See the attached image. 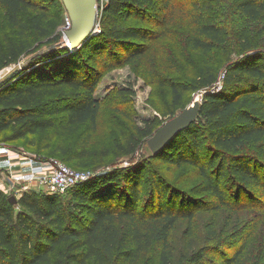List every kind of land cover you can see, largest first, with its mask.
Returning a JSON list of instances; mask_svg holds the SVG:
<instances>
[{"label": "trees", "instance_id": "1", "mask_svg": "<svg viewBox=\"0 0 264 264\" xmlns=\"http://www.w3.org/2000/svg\"><path fill=\"white\" fill-rule=\"evenodd\" d=\"M230 1L245 18L264 20V0ZM54 6L62 9L64 5L61 0H0V10L4 8L10 24L22 29L20 37L0 49V69L31 51L32 39L25 33L22 14L36 12L32 28L44 37L48 36L49 15L41 8ZM194 6L201 9L205 5L195 2ZM161 8H167L169 15L173 7L169 0H110L101 13L102 31L88 37L80 48L70 50L58 39L48 51L37 52L29 69L23 67L0 83V135L10 130V140L30 138L29 144L38 145L51 157L84 165L98 128L99 58L109 44L123 47L126 60L144 54L154 31L128 19L148 13L151 19L163 21ZM199 24L201 33L222 40L215 22L207 19ZM212 43L199 38L194 47L211 48ZM250 47L251 43L245 47L249 52L244 58L229 65L222 89H205L198 119L152 157L195 164L203 181L194 191L226 204L235 198L239 202V194L243 200L264 198V51ZM248 79L254 87L246 86ZM216 80L215 73L208 71L203 86L210 87ZM188 87L172 84L174 114L182 107V92ZM63 114L65 120L60 122ZM144 123L145 127H136V134H126L124 143L116 144L118 152L135 153L136 138H149L164 124L151 119ZM84 124L85 131L72 141L69 137ZM206 143L211 155L203 158ZM246 145H256L254 152L242 150ZM218 156L221 161L212 169ZM226 160L237 181L230 195L222 183ZM93 177L68 190L75 202L65 200L64 194L30 192L13 204L0 190V264H137L156 243L162 245L167 263L172 231L180 220L192 221L195 216L190 197L170 192L158 172L145 162ZM144 187L149 188L150 196L143 200ZM209 231H214L212 225ZM246 244L247 237L231 257L212 263L237 264ZM203 260L204 253H196L185 264H202Z\"/></svg>", "mask_w": 264, "mask_h": 264}, {"label": "rangeland", "instance_id": "2", "mask_svg": "<svg viewBox=\"0 0 264 264\" xmlns=\"http://www.w3.org/2000/svg\"><path fill=\"white\" fill-rule=\"evenodd\" d=\"M61 2L64 5L63 0ZM195 2L205 6L199 9L194 6ZM169 3L173 7L169 15L167 8H161V13L165 14L163 21L151 19L148 13L144 16L132 15L128 19L132 24L154 31V38L149 41L144 54L126 60L127 54L123 47L108 45L98 61L101 76L96 97L101 106L98 128L89 145L91 154L82 166L68 162L64 157L59 158L76 169L93 173V178L105 172L136 167L145 162L149 168L158 172L159 178L170 192L180 197H190L189 200L193 201V220H180L172 231L168 262L162 258V245L156 243L137 264H185L191 262V257L196 253H204L202 264H213L212 261L218 263L225 257H231L242 245L245 237L247 244L237 264H264V198L253 201L246 197L243 200V196L239 194V202L235 198L232 203L226 204L210 194L195 192L194 188L203 181L198 167L189 162L175 164L154 160L147 143L148 138H136L139 146L133 154L126 155L117 151L116 144L124 143L126 134H136L137 126L145 127V119L165 123L190 105L196 97L202 99L205 89H222L229 65L244 58L249 52L244 50L249 43L252 51H264V20L245 18L230 0H169ZM158 6H161L160 2ZM41 11H48V36L41 37L33 30L32 19L36 12L23 13L21 21L25 25V33L32 39L33 46L19 62L0 69V83L23 67L29 69L37 52L45 51L58 39L64 41L68 14L66 6L62 9L57 6L49 10L41 8ZM207 19L219 25L223 34L222 40L213 39L200 32V21ZM21 33L22 29L13 27L4 8L1 9L0 49L10 39L20 37ZM246 33L249 35L246 36ZM199 38L213 41L211 48L194 47L196 39ZM208 71H213L217 80L212 86L205 87L203 79ZM248 80L245 82L246 86L251 87L252 84L254 87L253 82ZM172 84L189 86L183 90V105L175 114L171 105ZM194 85H199V89L194 90ZM64 117V114L59 116L60 122L65 120ZM86 128L87 124L81 125L78 132L69 138L76 141ZM10 133L7 130L0 135V144L5 143L43 159L52 156L46 150H40L38 145L29 144L30 138L10 140ZM35 139L38 141L39 136ZM206 146L207 143L202 149L203 158L211 155ZM255 147L256 145H246L242 150L253 153ZM220 161L221 156H218L212 169ZM225 164L222 183L226 195H230L235 191L237 181L227 160ZM142 192L143 200L150 196L148 187H144ZM63 196L65 200L75 202L72 192ZM209 225L213 226L212 233L208 232ZM213 235L211 240L210 236Z\"/></svg>", "mask_w": 264, "mask_h": 264}, {"label": "built area", "instance_id": "3", "mask_svg": "<svg viewBox=\"0 0 264 264\" xmlns=\"http://www.w3.org/2000/svg\"><path fill=\"white\" fill-rule=\"evenodd\" d=\"M110 0H96L94 33L102 31L101 13ZM65 31L71 29L72 20L66 16ZM4 164V165H3ZM91 172L76 169L57 157L43 159L0 144V190L20 199L25 193L44 192L65 194L72 187L89 180Z\"/></svg>", "mask_w": 264, "mask_h": 264}, {"label": "water", "instance_id": "4", "mask_svg": "<svg viewBox=\"0 0 264 264\" xmlns=\"http://www.w3.org/2000/svg\"><path fill=\"white\" fill-rule=\"evenodd\" d=\"M72 20L71 29L65 31L62 45L71 50L80 48L88 37L94 33L96 19V0H63ZM202 99L196 97L193 102L176 116L166 121L147 139L153 155L163 151L182 131L188 129L199 117ZM93 174V173H92ZM13 204H18L16 196H9Z\"/></svg>", "mask_w": 264, "mask_h": 264}, {"label": "crops", "instance_id": "5", "mask_svg": "<svg viewBox=\"0 0 264 264\" xmlns=\"http://www.w3.org/2000/svg\"><path fill=\"white\" fill-rule=\"evenodd\" d=\"M4 165V164H3Z\"/></svg>", "mask_w": 264, "mask_h": 264}]
</instances>
